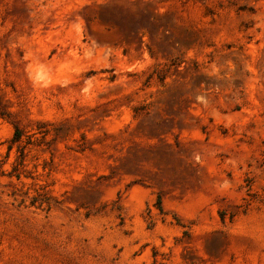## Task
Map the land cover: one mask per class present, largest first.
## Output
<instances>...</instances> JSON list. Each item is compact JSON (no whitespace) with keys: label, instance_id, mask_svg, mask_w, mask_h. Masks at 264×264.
Wrapping results in <instances>:
<instances>
[{"label":"rangeland","instance_id":"obj_1","mask_svg":"<svg viewBox=\"0 0 264 264\" xmlns=\"http://www.w3.org/2000/svg\"><path fill=\"white\" fill-rule=\"evenodd\" d=\"M0 264H264V0H0Z\"/></svg>","mask_w":264,"mask_h":264},{"label":"trees","instance_id":"obj_2","mask_svg":"<svg viewBox=\"0 0 264 264\" xmlns=\"http://www.w3.org/2000/svg\"><path fill=\"white\" fill-rule=\"evenodd\" d=\"M17 140V139H16Z\"/></svg>","mask_w":264,"mask_h":264}]
</instances>
